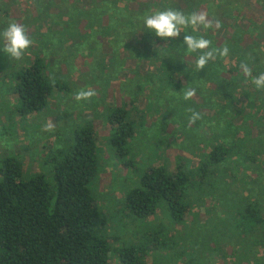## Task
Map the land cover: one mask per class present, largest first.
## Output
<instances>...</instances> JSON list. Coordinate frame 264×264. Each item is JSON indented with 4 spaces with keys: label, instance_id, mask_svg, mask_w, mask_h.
<instances>
[{
    "label": "trees",
    "instance_id": "trees-1",
    "mask_svg": "<svg viewBox=\"0 0 264 264\" xmlns=\"http://www.w3.org/2000/svg\"><path fill=\"white\" fill-rule=\"evenodd\" d=\"M143 1H111L113 7L73 14L85 17L91 36L110 38L112 48L90 51L95 63L88 80L102 99L114 85L120 86L115 90L122 98L103 112L109 153L122 159L125 169L134 171L140 165L138 137L153 130L143 123L138 102L149 92L170 116L155 122L159 131L189 124L188 138H194L189 149L197 165L178 161L171 167L150 156L152 162L142 166L136 186H127L120 209L125 226L132 223L136 229L142 222L147 231L120 244L121 236L108 235V218L94 192L104 157L99 129L86 119L72 138L48 150V172L42 164L41 171L26 176L16 159L0 169V264H155L161 254L154 250L183 257L187 250L179 246L187 234L203 243L212 237L215 244L238 239L243 260L264 264V89L252 83L264 72V13H251L242 0H232L229 13L204 14L207 27H183L179 38L165 43L144 28ZM171 3L169 9L185 15L203 10L191 0H183L184 10L177 1ZM207 7L212 8L210 3ZM216 8L223 10L222 2ZM185 34L206 38L210 49L217 50L203 69L196 66L199 52L190 53L182 45ZM78 36L88 40L90 35L80 31ZM79 46L77 52L84 47ZM225 47L227 55H220ZM145 61L154 70L145 69ZM241 65H247L250 74ZM56 78L42 54L14 74L11 91L20 116L47 112L57 91L67 94L71 84L64 76ZM188 90L194 94L185 99ZM198 147H203L199 154ZM232 164L237 169L230 168ZM207 202L215 212L207 232L201 233L197 211ZM191 263L193 259H187L186 264Z\"/></svg>",
    "mask_w": 264,
    "mask_h": 264
},
{
    "label": "rangeland",
    "instance_id": "rangeland-1",
    "mask_svg": "<svg viewBox=\"0 0 264 264\" xmlns=\"http://www.w3.org/2000/svg\"><path fill=\"white\" fill-rule=\"evenodd\" d=\"M111 1L115 4L117 0H0V31L9 23L16 22L25 27L27 35L32 41L20 61L12 60L0 53V169L6 161L16 159L24 165L26 176L41 171L42 164L45 163L46 156L49 154L48 150L51 147L61 144V142L64 144L66 139L72 138L74 130L82 126L86 119L93 120L101 135L100 151L104 157L101 162V165L104 166L103 172L96 182L97 186H94V192L98 191L100 204L104 207L103 211L108 218L106 230L108 235L111 237L121 236V241L118 242L121 244L124 243L125 238L133 239L137 233L141 234L140 231L143 236L147 231L145 225H143V229L141 228L144 224L142 222L138 223V227L134 229L135 224L129 223L125 226V220H120L122 218L120 209L123 206L122 199L125 196V190L133 183L135 184L133 186H136L142 173V166L146 162H152L150 159L153 158L154 161L166 163L171 167H174L175 162L178 161L195 167L197 158L192 157L191 149H189L190 140L194 141L193 134L188 138L189 124L184 127L187 132L179 124H173L165 131L158 130L160 127L155 122L159 118L168 120L170 116L165 107H160L154 96H148L149 92L145 93L146 95H141L138 102V107L141 109L138 113L143 117V123L147 128L152 127L153 130V134L149 131H142L138 137L142 152L137 157V161L141 166L136 167L134 171L125 169L122 159H119L115 154L110 155V147L105 138L108 134V126L105 123L103 112L117 105V100L122 98V95H116L115 90L120 86L114 85L105 99H102L97 86L89 85L88 81L91 79V71L95 63L91 53L95 51L96 47H101V52L106 49V45L112 48L110 38L104 37L101 33L96 34V37L91 36L93 30L90 27H85V17L77 19L78 16L73 14L80 10L88 12L93 9L99 10L103 6L113 7ZM172 1L184 5L181 10L186 9L183 0H167V2H163L166 3L165 5H162V0H144L143 2L147 4L145 15L168 10ZM191 1L193 6L201 5L203 10H199L197 13L200 12L199 14L202 15L231 11L229 7L232 0ZM242 1L250 8L251 13L261 15L264 13V0ZM217 2H222L223 10L216 8ZM198 3L199 5H197ZM208 3L212 8L207 7ZM93 17H96V14H93ZM104 22L107 24L106 21ZM203 29L205 28L203 27ZM95 30L98 32L97 28ZM198 30L202 31V28L199 27ZM80 31L89 33L88 40H82L78 36ZM79 42L80 46L84 47H81L77 52L76 47ZM36 54L44 55L50 71H55L59 78L64 76V79L71 84V89L67 91V94L57 91L51 101L49 111L23 117L16 110L19 101L16 94L11 91V85L14 74L29 64ZM122 54H125L123 50ZM145 62L143 64L145 69L154 70L152 65ZM72 67L74 69L70 70ZM130 77L132 76L130 75ZM59 78L56 79L60 80ZM84 90H91L94 95L87 101H77L76 94ZM70 120L72 124L68 125ZM203 132L204 130L201 134ZM196 137L198 138V136ZM69 142L72 141L69 139ZM202 150L203 147H198V154ZM232 167L236 166L232 164L230 168ZM48 169V165L44 164V170L48 172ZM227 182L233 183V180L228 179ZM197 212L199 218L196 226H199L201 233H205L207 232V223L214 217L213 212H215L211 202L198 206ZM185 237L179 246V250H187L183 257H175L166 251L154 250L161 254V258L155 264H186L187 259L191 258L194 261L191 264H253L251 260H243L239 255L242 248L238 245V239L233 244L227 238L222 243L215 244L214 237L209 238L205 243L197 240L191 234H187ZM214 249L218 250L214 251ZM184 257L187 259L184 260Z\"/></svg>",
    "mask_w": 264,
    "mask_h": 264
},
{
    "label": "clouds",
    "instance_id": "clouds-1",
    "mask_svg": "<svg viewBox=\"0 0 264 264\" xmlns=\"http://www.w3.org/2000/svg\"><path fill=\"white\" fill-rule=\"evenodd\" d=\"M197 25L207 27L204 15L199 13H191L185 15L179 10H163L153 14H148L143 17V26L147 29V33L154 35L165 43L172 42L181 36V29L183 27L191 26L193 29ZM210 41L203 37H198L192 34L183 35L182 45L186 47L188 52H199V58L196 61V66L203 69L205 65L211 60L216 49H210ZM32 41L29 39L25 27L16 22L9 23L2 31H0V53L8 58L20 61L24 52L30 47ZM207 49V51H205ZM228 48L225 47L220 50V55H227ZM244 73L250 74V68L247 65H241ZM253 85L257 90L264 89V72L256 75L252 80ZM193 91L185 92V99L193 96ZM94 95L91 90L80 91L76 94L77 101H87ZM197 118L194 115L193 119Z\"/></svg>",
    "mask_w": 264,
    "mask_h": 264
}]
</instances>
